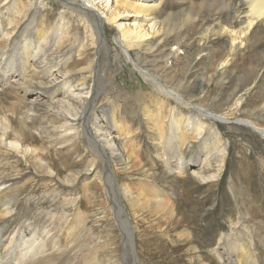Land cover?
Returning a JSON list of instances; mask_svg holds the SVG:
<instances>
[{"label":"bare ground","instance_id":"obj_1","mask_svg":"<svg viewBox=\"0 0 264 264\" xmlns=\"http://www.w3.org/2000/svg\"><path fill=\"white\" fill-rule=\"evenodd\" d=\"M12 1L14 0H0V16H2V11L10 9ZM52 1L54 0H48L45 3V0H41V4L53 6ZM56 1L65 9L62 13L63 20H58L57 24H54V29L49 30V14L43 16L38 22L36 18L34 19V22H37L35 32L39 44L27 42L24 46L25 54L20 55L22 56L21 59L12 57L5 61L0 58V85L7 86L18 82L14 83V88L25 86L26 83L19 81L24 76L26 77L25 74L30 70L28 64L38 53L42 56L37 58L34 65L36 71H32V73L37 71L39 73L51 72L52 66H50V61H47L49 54L46 55L47 51L50 50L47 40L55 35L58 39L57 46L59 48L69 33L68 23L71 22H69L70 20L66 21L68 14H72L80 24H84V28L87 29L86 33H88L86 38L90 40V43L87 44L89 48L84 43L80 49L90 50L92 48L95 51L93 56L90 58L84 56L86 63L79 69L74 67L68 70L58 69L54 77L55 80L76 73L79 76L78 82L70 85L68 93L64 92L62 97L52 102L44 99L42 103L47 105L46 113H51L54 116L53 119L58 120L54 130L59 136H54L59 142L61 139L66 142L73 141L72 139L76 134L70 132L77 129L73 122L81 116L87 120L86 142L95 153V160L103 161L102 156L106 159V169L101 175L100 181L109 188L108 195L112 201L111 209L114 211L115 221L122 231L125 260L128 246L134 255L133 264H137V253L134 244V227L130 225L125 216L121 196L116 187L115 172L112 169L114 158L122 161L125 170L139 169L148 177L147 180L142 179L140 181H143L142 185L145 188L150 189L149 194L144 195L147 193L144 191L141 193L139 185L136 186L138 188L133 189L125 184L121 188L123 195L134 200L138 205L137 209L147 211L152 216L155 215L158 219V226L164 231L168 228L177 231V238L187 242L189 251L194 254L192 258L191 256L189 258L191 264H213L204 259V252L213 254L218 264H222V261L224 264H249V251L243 244L236 245L237 248L233 254L235 256L234 261L230 259L228 250H225L228 256L225 259L224 253L213 247L211 243L209 248L207 247L208 251L200 247V244L198 245V235L194 234L193 228L189 229L188 224H185L187 221H194L193 217L183 212L181 203L172 199L168 192L166 193L159 187L154 179V176L159 173L153 168L146 167L140 158L141 156L136 155L139 150L136 151L137 148H135V137L138 130L144 132L145 128H150L152 123L158 130L159 140L161 138L160 145L168 142V148L174 149L177 146L175 148L177 150L186 143L191 146V143L201 141L203 154L197 160H185L182 155H176L173 159L161 155L162 160L172 168L171 171L173 172L168 171L174 175L176 180L180 177L178 175H185L189 171L190 177L187 180L192 179L194 183L191 184L198 188L207 185L211 188L219 186L222 174L226 171L228 154L231 152L225 146L226 143L222 142L221 129L206 118L213 122L231 124L236 130L247 128L251 133H256L264 140V100L254 105L251 104L250 99L260 81L261 73L264 72V62L258 69H254L252 63L254 57L264 59V0H203L205 4L196 6L197 9H203L207 4L216 6L220 3L223 7L231 8V12L234 13L233 20L227 21L219 14L215 18V23L207 24L204 28L201 37L202 42H197L194 39L190 43L185 39L183 43L179 42L174 46L169 43L171 38L181 37L189 24H191L189 30L198 27L199 13H195L193 8L189 10L185 20L173 23L171 22L173 15L164 16L165 0ZM21 3L24 1L22 0ZM4 16L6 20L0 18V32L8 42L11 37L10 34L14 32V27L19 25L15 20L20 18V10L14 11V17ZM29 26L24 28L26 30L23 33L29 29ZM107 26L114 28V43L133 66L131 71L136 70L144 78L142 81L136 72L138 80L132 81L130 84L119 81V87H123L119 89L115 82L117 77L109 80L106 76L107 81L112 86H116L115 90L120 91L118 93L125 97L122 100L123 108L130 109L131 115L123 112L118 104L113 103L114 100L108 105L99 103L101 94L107 91V88L97 86L100 71L106 72L108 75L109 69L113 70L114 68L115 49L110 38L106 36ZM212 35H218L220 39L223 38L224 46L216 50L211 49L209 40ZM184 37L191 39L187 34ZM12 38H16V35ZM249 42L253 43L251 50L255 52L254 54H247ZM183 46H186L194 56L204 52L206 59L209 60L210 64L202 69L201 80L189 78L194 74L193 69L197 61L195 64L183 67L181 69L183 75L179 76L175 65L181 60V54H186L181 50ZM85 73L88 74L85 75ZM18 76L21 77L18 78ZM91 78L94 79L91 80ZM90 80L92 83L84 88L85 81ZM234 82H238L236 88L232 92L225 93V89L232 87ZM49 83L48 81L41 87L38 97L45 98L44 95L49 93L52 87V84L49 85ZM139 85L142 86L139 90L148 89L151 104L144 101L134 104L135 95L143 94L141 91L136 92L132 89ZM126 87L128 88L126 89ZM114 88H112V92ZM215 90H218V95ZM99 104L102 106V112L96 110L97 107L95 108ZM30 107L36 109L33 104ZM3 110L0 107V164L3 161L4 166L9 164V159L13 157L20 165L23 162L21 158H23L25 162L41 167L47 173L46 175L58 178L60 171H54L53 167L47 164L45 155L38 154L37 149L31 146L37 139L29 131L32 128L36 129L37 110H35L34 116L28 114L26 118L19 116L20 119L7 115ZM117 115L129 119L128 123L122 121L117 124L119 123ZM91 121L93 127L90 125ZM131 122H134V125ZM133 127L135 128L133 129ZM39 134L40 141L43 142V135ZM166 134H169V137ZM174 139H179V143H174ZM213 149L215 152L212 154ZM93 169H87L89 175L92 173L91 171H94ZM79 175H81V171L70 172L66 181L73 185ZM84 176L88 177V173H85ZM21 178L22 176L19 175L18 179ZM8 181L0 176V196L7 189H11L13 183L18 180L12 181L10 185H7ZM94 185L95 182L93 181L85 188ZM143 186L142 188H144ZM16 200V198L10 197L5 202L0 201V222L6 221L8 217L13 215V211H15L13 204ZM75 208L77 209L78 205ZM136 212L139 213L138 210ZM79 221H81L79 216L77 218L75 216L67 223L68 228L62 234H65V237L73 238L75 223ZM21 234H19V230H16L12 236L4 238L0 228V264H24L26 261L34 264L32 261H37L44 255L43 251L46 245L43 243V238L36 234L34 228L29 225L27 230L21 231ZM62 234L60 233L54 242L55 247H60V235ZM78 236L79 233L76 234V239ZM49 256L46 259L48 264L51 263L49 260L52 259V255ZM36 258L38 259L35 260Z\"/></svg>","mask_w":264,"mask_h":264},{"label":"rangeland","instance_id":"obj_2","mask_svg":"<svg viewBox=\"0 0 264 264\" xmlns=\"http://www.w3.org/2000/svg\"><path fill=\"white\" fill-rule=\"evenodd\" d=\"M21 1H12L10 9L1 12L2 16L0 18L6 20L4 15L14 17V11L20 10V18L15 20L19 25L14 27V32L10 34L11 37L7 36L10 37L8 42L0 32V47H2L0 48V58L5 61L12 57L21 59L22 56L20 55L25 54L24 46L27 42L39 44L35 29L37 22L43 16L47 14L50 16L49 30L54 29V24H57L58 20H63L62 13L65 9L56 0L51 2L53 6L41 4V0H23L24 3H21ZM47 2L48 0H45V3ZM202 4H205L203 0H165L164 16L173 15L171 18L173 23L185 20L191 8L194 9L195 13H199L200 17L196 29L189 30L191 25L189 24L181 37L169 40L170 44L174 46L176 43H183L185 39L190 43L194 39L197 42L201 41L204 28L207 24L215 23V18L219 14L227 21L233 20L234 13L231 12L230 7H223L222 4L218 3L216 6L207 4L205 8L197 9L196 6ZM35 18L37 22H34ZM68 20L71 22L68 23L69 33L59 48L57 46L58 39L55 35L47 40L50 50L47 51L46 55L49 54L47 61H50V66H52L51 72L39 73L37 71L32 73V71H36L34 65L37 58L42 56L38 53L33 58L34 60L32 59L28 64L30 70L25 74L26 77L24 76L21 78L22 81H19L26 83L25 86L14 88V83H18L14 81V83L9 84L10 86L0 85V107L4 109L3 111L7 115L20 119L19 116L26 118L28 114L34 116V112L37 110L36 129H29L37 138L31 146L37 149L38 154L45 155L47 164L51 165L50 167H53L54 171H60L57 178L46 175L47 173L41 167L25 162L23 158H21L23 162L20 165L13 157L9 159L10 163L5 166L3 165L4 161L1 162L0 176L5 180H9L7 185H10L12 181H18H15L11 189H7L0 196L1 202H5L10 197L17 199L13 204L15 208L13 215L8 217L6 221H1L0 228L3 236H5L4 238L12 236L16 230H19V234L22 235L21 231L27 230L29 225L34 228L36 234L43 238V243L46 245L43 251L44 255L39 260L36 258L37 261H32L34 264H48L46 259L50 257L49 255H52L49 264H133L134 255L129 250V246L126 249L125 260L122 231L118 227L114 211L111 209L112 201L108 195L109 188L100 181V177L106 169V159L101 155L103 161L100 159L95 160V153L86 142L85 136L88 134L87 120L81 116L73 122L77 128L70 132L76 134L72 139L73 141L66 142L61 139L59 142L54 136H59L54 130L58 120L53 119L54 116L51 113H46L47 105L42 103L44 99L52 102L62 97L64 92L68 93L70 85L78 82L79 76L76 73L55 80L54 77L58 69L68 70L73 67L79 69L86 63L84 62V56L90 58L95 52L92 48L90 50L80 49L82 44L86 43L85 46L88 47L87 44L90 43V40L86 38L88 33H86L87 29L84 28V24H80L72 14L67 15L66 21L68 22ZM29 24L31 25L29 26ZM28 26L29 29L23 33L26 30L24 28H28ZM107 28L106 36L110 38L115 49L114 68L113 70L109 69L108 75L106 72L100 71L97 86L107 88V91L101 94L99 103L108 105L114 100L113 103L118 104L123 112L129 113L130 109L123 108L122 100L125 97L118 93L120 91L115 90L116 86H112L107 81L106 76L109 80L116 76L115 82L120 89L123 87H119V81L130 84L132 81L138 80L137 71H131L133 66L114 43V28L112 26H107ZM186 34L191 39L184 37ZM15 35L16 38H12ZM209 41L213 50L224 46L223 38L220 39L218 35L210 36ZM248 47L247 54H254L255 52L251 50L253 47L252 42L248 43ZM181 50L186 54H181V60L176 65L174 62L179 76L183 75L181 72L183 67L195 64L197 61L193 69L194 74L189 78L191 80H201L202 69L210 64L209 60L206 59V55L203 52L194 56L186 46H183ZM19 51L21 52L19 53ZM252 59L254 69L260 68L262 62H264V59L261 60L258 57ZM87 74L85 73V75ZM21 76H18V78ZM260 77V81L253 91L254 95L250 96L251 104L254 105L264 100V72L261 73ZM140 78L144 81L141 75ZM93 79L91 78V80ZM91 80L85 81L86 84L83 87H88L92 83ZM48 81L53 88L51 87L49 93L44 95L45 98L38 97L41 87ZM236 83L238 82H234L232 87L226 88L225 93L232 92L236 88ZM112 88H114L113 92ZM141 88L140 85L132 88L136 92L141 91L143 93L138 96L135 95L134 104L136 105V102L142 101L151 104L148 89L139 90ZM215 93L218 95V90H215ZM32 104L36 109L30 107ZM95 108L102 112L101 104L95 106ZM129 115L131 114L129 113ZM117 117L119 122L117 124L122 121L128 123L129 119L126 117L121 115H117ZM206 120L221 129L222 142L226 143L225 146L231 151L228 154L226 171L222 174L219 186H213L212 188L209 185L201 188L193 187L191 184L194 183L193 180H187L190 177L189 171L185 175H178L180 177L176 180L174 175L171 174L173 172L171 171L172 168L162 160L163 156L173 159L176 155H182L185 160H197L203 154L201 141L195 142L196 144L191 143V146L186 143L177 150L175 149L177 146L174 149L168 148V142L160 145L161 138L159 140L158 130L151 123L150 128H145L144 132L141 130L136 132L135 148H137L136 151L139 150L140 152L137 151L136 155L141 156L140 158L146 167L153 168L159 173L154 176L159 187L165 190L166 193L168 192L172 199H176L178 203H181L183 212L193 217L194 221H187L185 224H188L189 229L193 228L194 234L198 235V245L200 244V247L208 251L207 249L211 243L213 247L224 253L225 259L228 258L225 250H228L230 259L234 261V251L237 246L243 244L249 251V264H264V140L256 133H251L247 128L236 130L231 124L218 123L217 121L215 123L209 118H206ZM132 124L134 125V122ZM90 125H92V121ZM165 132L167 133V130ZM39 133L43 135V142L40 141ZM166 135L169 137V134ZM178 141L179 139H174V143H179ZM211 152L213 154L215 150L213 149ZM89 168H94L90 175L87 170ZM112 169L115 172L116 187L121 196L125 216L128 218L130 225L134 227L137 264H191L189 258L190 256L192 258L194 254L189 251L187 242L177 238V231L172 228L164 231L158 226V219L155 215L152 216L147 211L137 209L138 205L135 201L123 195L121 188L125 184L133 189L138 188L136 186L139 185L141 193L144 191L147 192L143 193L144 195L149 194L150 189L145 188L142 185L143 181H140L142 179L147 180L148 177L139 169L125 170L122 161L117 158L113 159ZM77 171H81V175H79L76 182L73 185L68 183L66 181L67 175L70 172ZM85 173H88V177L84 176ZM19 175L22 176L21 179H18ZM93 181L95 182L93 187L85 188ZM76 205H78L77 209L75 208ZM75 216L76 218L79 216L81 221L75 223V231L72 233L74 237H65V234L62 233H65V229L68 228L67 223ZM60 233L62 235H60L61 241L58 248L54 246V242ZM77 233H79V236L76 239ZM237 252L239 251L237 250ZM204 257L205 260H209L208 262L218 264L215 256L210 252H204ZM28 262L26 261L24 264H31ZM222 264H224L223 261Z\"/></svg>","mask_w":264,"mask_h":264}]
</instances>
